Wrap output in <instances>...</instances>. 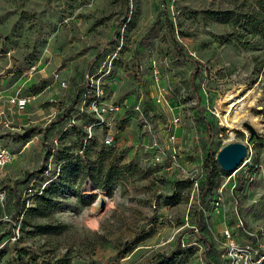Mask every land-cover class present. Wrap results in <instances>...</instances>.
I'll use <instances>...</instances> for the list:
<instances>
[{"label": "rangeland", "instance_id": "obj_1", "mask_svg": "<svg viewBox=\"0 0 264 264\" xmlns=\"http://www.w3.org/2000/svg\"><path fill=\"white\" fill-rule=\"evenodd\" d=\"M238 87L264 123V0H0V264H224V230L264 228V131L230 140L216 116ZM232 142L248 155L226 173ZM52 184L59 206L24 225Z\"/></svg>", "mask_w": 264, "mask_h": 264}, {"label": "built area", "instance_id": "obj_2", "mask_svg": "<svg viewBox=\"0 0 264 264\" xmlns=\"http://www.w3.org/2000/svg\"><path fill=\"white\" fill-rule=\"evenodd\" d=\"M35 68H32L34 71ZM31 99L28 96H19L18 94L11 97L9 104L14 106L17 110H23L30 103ZM96 113L100 115V109L94 105ZM139 109V105L137 106ZM180 119L174 117L173 124L176 126ZM103 124V122H102ZM172 148L167 155V169L172 168L182 169L178 161V153L175 148V136L170 138ZM113 142L112 136L108 135L105 138V145H111ZM156 148L154 144L152 146ZM11 153L6 147L0 146V179L3 177L7 166L11 163ZM159 157L156 156L155 161H159ZM32 192V190H29ZM221 201V198H218ZM219 204V203H218ZM242 235L233 234L228 229L223 231L224 244L222 247L221 258L224 264H264V228L258 227L250 229L244 227V223L239 221L238 226Z\"/></svg>", "mask_w": 264, "mask_h": 264}, {"label": "bare ground", "instance_id": "obj_3", "mask_svg": "<svg viewBox=\"0 0 264 264\" xmlns=\"http://www.w3.org/2000/svg\"><path fill=\"white\" fill-rule=\"evenodd\" d=\"M247 90L244 87H238L234 90L225 93L220 97L218 103L223 108L217 109L216 116L220 121L221 126L227 130V135L230 140L236 137V132H242L246 135L249 134V130L245 128V121L248 122L252 130L258 133L264 131V123L259 115L251 112L255 105L258 94L255 91H249L244 97L243 94ZM83 192L87 194L96 195L97 203L92 207L95 214L100 207V199L104 203H107L104 196L98 192L92 185H86L83 188ZM89 225L96 226V220L91 219L88 221Z\"/></svg>", "mask_w": 264, "mask_h": 264}, {"label": "trees", "instance_id": "obj_4", "mask_svg": "<svg viewBox=\"0 0 264 264\" xmlns=\"http://www.w3.org/2000/svg\"><path fill=\"white\" fill-rule=\"evenodd\" d=\"M76 160L78 161V158H76ZM66 165L69 168H72L74 166V164H72V162L70 161ZM77 170V168H72L71 175L74 174ZM71 175L65 177L64 179L68 180ZM113 177L114 174L112 172H108L105 175L104 179L110 181L113 179ZM91 181H94V179L91 178ZM59 194L60 188L56 184L50 185L49 188L45 191L43 190L39 196H36V194H34V196L37 197L36 200H39V202L36 204L35 207H30L24 210V217L22 219V223L25 225L27 220L31 218H50V213L54 211L60 204V202H57L54 199ZM35 229L38 233L44 235H61L66 231L67 227L59 223H49L37 224L35 225Z\"/></svg>", "mask_w": 264, "mask_h": 264}, {"label": "water", "instance_id": "obj_5", "mask_svg": "<svg viewBox=\"0 0 264 264\" xmlns=\"http://www.w3.org/2000/svg\"><path fill=\"white\" fill-rule=\"evenodd\" d=\"M244 126L249 130L251 135L254 134V131L249 125L245 124ZM247 155L248 150L246 144L240 142L227 143L217 154L216 162L224 172L231 173L242 165ZM99 201L100 208H103V200L100 199Z\"/></svg>", "mask_w": 264, "mask_h": 264}]
</instances>
